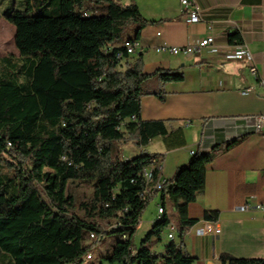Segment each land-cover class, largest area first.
I'll return each instance as SVG.
<instances>
[{
  "label": "trees",
  "instance_id": "1",
  "mask_svg": "<svg viewBox=\"0 0 264 264\" xmlns=\"http://www.w3.org/2000/svg\"><path fill=\"white\" fill-rule=\"evenodd\" d=\"M5 16L16 28L23 62L0 57V264H82L113 234L117 239L98 264H193L182 244L198 222L188 216V204L204 190L214 153L197 149L172 180L146 194L161 169L156 165L151 184L143 170L157 154L126 158L121 146L132 141L144 148L169 132L165 120L141 119V101L164 99L150 81L185 77L166 68L144 72L142 54L127 52L125 43L139 41L151 21L135 0H18ZM159 191L162 205L170 202L178 213L180 233L179 242L168 237L160 251L153 241L170 227L166 212L135 241ZM218 218V211L204 214L207 221ZM220 261L264 264L228 253Z\"/></svg>",
  "mask_w": 264,
  "mask_h": 264
},
{
  "label": "crops",
  "instance_id": "2",
  "mask_svg": "<svg viewBox=\"0 0 264 264\" xmlns=\"http://www.w3.org/2000/svg\"><path fill=\"white\" fill-rule=\"evenodd\" d=\"M135 2L151 21L142 29L135 54H142L144 72L166 68L181 71L185 77L166 84L150 81L154 91H163L164 99L144 96L141 119L165 120L169 132L139 147L140 152L130 141L133 145L123 150L124 157L157 154L150 167H160V178L170 181L194 151H212L215 157L206 170L205 188L188 204V216L198 222L184 234L183 248L193 257V264H222V253L264 258V212L253 207L264 202V121L258 120L264 116V0H196L203 16L200 22L186 21L180 0ZM235 33L239 37L231 41ZM211 34L214 43L190 55L158 50L196 45ZM244 44L253 60L235 56ZM251 65L257 67L258 76L252 74ZM235 139L241 140L226 150L225 145ZM150 205L154 212L145 222L141 219L137 231L144 226L145 231L136 242L152 228L162 205L160 191ZM163 207L171 224L162 240L153 241L159 251L171 228L174 240L180 241L178 213L170 202ZM206 211H218V220H205ZM207 223L220 233H203Z\"/></svg>",
  "mask_w": 264,
  "mask_h": 264
},
{
  "label": "built area",
  "instance_id": "3",
  "mask_svg": "<svg viewBox=\"0 0 264 264\" xmlns=\"http://www.w3.org/2000/svg\"><path fill=\"white\" fill-rule=\"evenodd\" d=\"M182 6L184 7V15L186 18V21L188 22H200L203 19L202 13H201V9L198 6L196 0H180ZM212 27L210 26V29ZM160 34V33H158ZM215 41V35L211 34L205 38H203L198 44L196 45H184V46H162L159 47L158 50H168L174 54H179V53H184L187 55L193 54L195 51L202 49V48H206L211 46ZM125 46L127 48V52L129 54H136L138 51V49L140 48V43L139 41H127L125 43ZM122 53H118V57H121ZM235 56L238 59H242L245 56H248L250 60H253V55L249 49V47L244 44L239 46L238 50L235 53ZM250 70L252 72V74L258 76V69L255 65H251ZM133 118L135 119L136 117L133 116ZM260 122L264 121V116L259 117L258 119ZM154 169L155 168H151L146 167L143 170V175L147 181L148 184L153 183L154 180ZM165 183L164 180H162L160 177L157 181V183L152 184L151 187H149L146 190V194L149 193L151 190H155V189H161L162 185ZM247 207H250V205H247ZM255 209L257 210H261L264 212V202L263 203H257L255 206H253ZM165 213V209L162 205L159 206L158 208V213L157 216L155 217L154 221L156 219H160L162 217V215ZM153 221V222H154ZM172 232L168 234V237L170 239L174 238V228H171ZM202 232L203 233H214V234H218L220 233V229L218 227H216L213 223H207L202 227ZM91 237H95L94 234H91ZM88 258L92 257V254H88L87 255Z\"/></svg>",
  "mask_w": 264,
  "mask_h": 264
},
{
  "label": "rangeland",
  "instance_id": "4",
  "mask_svg": "<svg viewBox=\"0 0 264 264\" xmlns=\"http://www.w3.org/2000/svg\"><path fill=\"white\" fill-rule=\"evenodd\" d=\"M18 7V0H0V57L11 55L14 58L18 59V62L22 64L23 60L21 59V55L16 47L15 43V34H16V28L15 26L10 23L5 13L11 9V7ZM19 78L21 80H24L23 73H19ZM156 79H154L155 81ZM152 89V85L150 86ZM132 142V141H131ZM127 145H133L130 143V141L122 143V149L126 150ZM140 148L136 147V151H139ZM48 171H51L49 169H46ZM76 185V182L70 183V187ZM81 191H90V186L88 184H81L80 185ZM154 210L152 209L151 205L147 206L145 209L142 220H146L148 216H151L153 214ZM143 222V223H144ZM145 227V226H144ZM144 227L136 232L135 239H139L141 233H143ZM117 235H105L103 238L100 239L97 245L94 246V249L92 250L93 259H85L82 264H98L100 257L105 255L107 250L111 247V245L116 241ZM87 241L89 242L90 239L87 238Z\"/></svg>",
  "mask_w": 264,
  "mask_h": 264
}]
</instances>
